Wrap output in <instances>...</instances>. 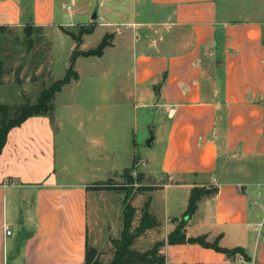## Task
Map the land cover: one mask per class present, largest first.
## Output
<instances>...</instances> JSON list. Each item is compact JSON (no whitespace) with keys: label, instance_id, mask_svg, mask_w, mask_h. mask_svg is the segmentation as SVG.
<instances>
[{"label":"crops","instance_id":"1","mask_svg":"<svg viewBox=\"0 0 264 264\" xmlns=\"http://www.w3.org/2000/svg\"><path fill=\"white\" fill-rule=\"evenodd\" d=\"M67 1L57 6V0H0V31L93 26L84 42L99 26L111 27L103 31L113 35L111 43L98 59L114 51L118 40L130 43L127 93L135 100L148 98L168 122L164 135L161 117L152 124L151 142L159 131L164 144L158 164L148 157L140 172L169 181L162 186L163 220L148 201L158 225L135 237L132 248L145 251L163 240L165 264H264V0H95L96 18H104L100 23L85 15V5L72 12ZM84 45L79 50L93 48ZM8 47L6 52L14 50ZM74 49L71 43L69 59ZM118 60L113 59L112 75H99L103 103L69 108L64 119V111L54 108V114L32 115L8 131L0 152V264H84L86 243L102 257L100 249L112 248L119 237L124 194L116 208L119 235L113 237L106 210L114 204L102 198L122 189L99 186L143 158L133 147L136 126L133 138L118 127L111 102ZM18 62L4 78L21 88ZM71 80L79 81L66 84ZM37 89L40 94L43 87ZM193 186H213L217 192L198 201L184 220ZM170 189L184 195L176 210ZM133 206L136 225L142 207ZM181 220L186 236L204 234L221 247H241L248 261L196 243L167 244V234Z\"/></svg>","mask_w":264,"mask_h":264},{"label":"rangeland","instance_id":"2","mask_svg":"<svg viewBox=\"0 0 264 264\" xmlns=\"http://www.w3.org/2000/svg\"><path fill=\"white\" fill-rule=\"evenodd\" d=\"M88 1L91 2V6L86 4ZM60 3L61 0H57V6H59ZM66 5H69L72 12L76 11L78 8H84L85 5V10L88 9L87 14L85 15L89 16H92L97 6L95 0H68ZM100 15H103V13ZM105 15L109 17L111 13L106 11ZM101 18L99 16L98 18L93 19V21H95V23L103 22L104 18ZM26 19H28L27 16ZM105 29H111V27L99 26L93 34L87 36L85 41L81 43H84V46L87 48L95 47L101 40ZM39 30L40 28H34L29 32H24L22 29H20V31L9 33H2L0 31V60L2 61V64H0V104L9 107H19L26 102L34 103L39 98V89L37 88H46L54 81L63 77L66 73L77 72L76 74H78L77 77L79 81L73 83L71 80L70 84H64L60 89L61 91L55 94L52 101H49V104H52V106L48 108L46 112L52 115L54 114V108L58 109V111L59 109H62L64 111L62 115L64 119V117H68L71 112L67 111L69 108L73 109L77 106H82L87 110L88 107L92 105L103 103L101 91L104 88V81L99 75L105 71L107 74L112 75L114 68L113 59L115 57L117 59L120 57L121 62L118 60L116 65V91L114 97L111 98V102L113 104L115 103L117 107L116 121L118 124H121L118 125V127L122 126L128 136L133 138L135 135H132V132L136 126V142H134L133 147L138 153L137 156H140L143 159H148V157L151 159L154 157L150 163L152 162V164L157 165L164 144V136L163 139L161 137V140H159L158 131L156 140L151 142L150 146L146 144V139L149 137V133L153 129L152 124L154 123L156 125L159 117H161L165 123L161 129L160 135H164L168 122H166L165 114L156 112L154 107L149 105L151 101L148 98H146L145 101L135 100L132 95H128L127 93L126 87L132 84V80L128 77L126 71H124L131 63L132 56L129 45L130 43L126 44L123 40H118V46L114 51L107 53L106 58L98 59L96 56H92L91 58L90 56H87L88 58H85V56H78L76 57V60H74L68 58V46L71 43H74V50L76 51L80 49V43L77 40L80 32L79 25L75 27L58 26L47 29L42 33L39 32ZM83 35H81V38L84 37ZM8 44H11L12 47L14 46L12 52H9V49L8 52L5 51L4 46L8 47ZM30 46L31 48L33 47V49L28 51ZM17 62L21 67L22 73H24L21 88H17L16 83L12 82V80L9 81L4 78L8 75L10 70L12 72L15 71L12 67ZM71 64L73 65L72 67H70ZM35 67L36 74L33 75ZM26 74L33 77L29 80V78H27L28 76L25 77ZM17 77L18 76L15 78L16 80L18 79ZM22 88L25 89L24 93H20ZM135 103L138 104V106L133 107ZM142 103H148L149 107L146 109L142 108ZM135 113L137 116L136 120H134ZM123 161L124 160L119 162V165H121ZM219 164H222V155L219 157ZM140 170L144 171L145 168L138 165L136 162H133L130 167L124 169L119 178H114L107 183L111 184V186L129 188L132 193L138 188L139 190L135 193L136 196L132 200L133 205L140 206L141 208L147 201H149L151 210L159 219L163 220L165 193L162 186L163 183H169V181H166V179H163L162 177L160 180L145 177ZM172 190L173 189L169 190V203L174 205L176 210L182 204L184 195L178 191L173 193ZM128 191L122 190L119 194L111 192V194L102 198L103 200L114 204L113 207L106 210L109 212V217L107 219L111 225H114L117 222L116 208L118 204L121 203L123 194L125 195ZM183 218L185 220L187 217L183 216ZM260 222L261 224L264 223V210L262 211V219ZM113 225L111 227H114V230L110 236L116 237V235L119 234L117 233L118 230L116 229V224L115 226ZM102 227L105 226L103 225ZM258 228L260 229L261 226L257 225L255 227V232H252L253 235L256 234ZM205 239L207 241H212L208 239L207 236ZM113 250V246L109 249H100L102 254L100 259L103 260V264H108L111 260ZM234 256L241 258V261L244 260L238 253H235Z\"/></svg>","mask_w":264,"mask_h":264},{"label":"trees","instance_id":"3","mask_svg":"<svg viewBox=\"0 0 264 264\" xmlns=\"http://www.w3.org/2000/svg\"><path fill=\"white\" fill-rule=\"evenodd\" d=\"M93 26L81 25L79 36L77 38L78 42L81 43V35L91 33ZM70 33V32H69ZM111 33H106L102 36L99 43L87 50H74L71 54L72 59L75 60L77 56H101L105 47L110 45ZM73 65L71 64V67ZM77 74L74 72L66 73L62 78L54 81L50 86L43 88L39 94V98L34 103H23L19 107H9L0 104V152L5 144L8 131L19 124H21L25 119L32 115L39 114L48 110L52 106L49 101H52L55 94L60 91L62 86L70 81V79H76ZM137 158L134 159V163ZM99 187H115L117 189L129 190V188H124L122 186H110V184H103ZM137 188L135 192L130 190L124 195L123 198V210H122V228L118 238L112 239V246L114 248L112 258L108 264H165L164 255L160 251L165 241L155 242L151 248L145 251H137L132 248V242L135 237L139 236L146 229L156 227L158 221L156 218L150 214L148 211V201L140 209V216L135 222L136 208L131 205V200L134 194L138 191ZM217 192V188L210 186H193L190 190L188 197L187 207L184 216L190 217L196 210L197 203L202 198L214 195ZM185 221L181 220L175 225L174 229L171 230L166 236L167 244H199L205 248H212L217 252H221L225 258L232 257L235 253L240 254L244 260L248 261L247 255L244 253L241 247L224 248L219 246L217 241L208 242L205 238L206 235L199 236H186L185 233ZM84 264H103L100 259L97 250L92 247L85 245V260ZM171 264V263H170Z\"/></svg>","mask_w":264,"mask_h":264},{"label":"built area","instance_id":"4","mask_svg":"<svg viewBox=\"0 0 264 264\" xmlns=\"http://www.w3.org/2000/svg\"><path fill=\"white\" fill-rule=\"evenodd\" d=\"M136 163H137L138 165L143 166V167H145V166L147 165V162H146L145 159H137V160H136ZM163 186H165V184H163ZM5 233H6V234H9L10 231L6 229V230H5ZM237 258H238V257H237ZM238 260L241 261V258H238Z\"/></svg>","mask_w":264,"mask_h":264},{"label":"water","instance_id":"5","mask_svg":"<svg viewBox=\"0 0 264 264\" xmlns=\"http://www.w3.org/2000/svg\"><path fill=\"white\" fill-rule=\"evenodd\" d=\"M92 19H95L96 18V13L94 12L91 16ZM71 67V65H70ZM152 132L149 133V137L146 139V144L149 146L150 145V142L152 140Z\"/></svg>","mask_w":264,"mask_h":264}]
</instances>
